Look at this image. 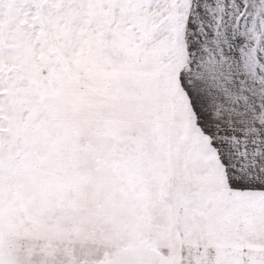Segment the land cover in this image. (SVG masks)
<instances>
[{"label":"snow or ice","instance_id":"6c2138e0","mask_svg":"<svg viewBox=\"0 0 264 264\" xmlns=\"http://www.w3.org/2000/svg\"><path fill=\"white\" fill-rule=\"evenodd\" d=\"M0 264H264V0H0Z\"/></svg>","mask_w":264,"mask_h":264}]
</instances>
